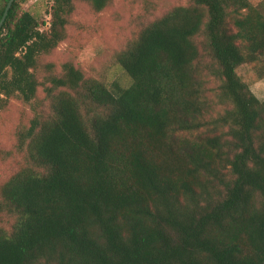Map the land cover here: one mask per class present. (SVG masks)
Returning a JSON list of instances; mask_svg holds the SVG:
<instances>
[{"label":"trees","instance_id":"16d2710c","mask_svg":"<svg viewBox=\"0 0 264 264\" xmlns=\"http://www.w3.org/2000/svg\"><path fill=\"white\" fill-rule=\"evenodd\" d=\"M24 1L0 31V111H33L0 187V264H264V100L238 73L264 79V13L174 6L115 53L132 84L112 88L46 58L77 3L113 0H53L46 30Z\"/></svg>","mask_w":264,"mask_h":264},{"label":"rangeland","instance_id":"374dc122","mask_svg":"<svg viewBox=\"0 0 264 264\" xmlns=\"http://www.w3.org/2000/svg\"><path fill=\"white\" fill-rule=\"evenodd\" d=\"M188 0H113L103 11L95 12L89 5L77 3L75 24L69 29V38L46 58L60 66L72 61L82 68L86 76L93 77L108 87L116 84L127 88L132 84L130 76L116 60L115 53L130 39L136 29L177 5ZM264 13V0H250ZM53 0H25L23 8L34 14L40 29L46 30L48 12ZM254 94L264 100V79H259L251 65L238 69ZM44 94L40 91V97ZM33 117L29 105L17 99L10 100L0 111V187L24 162V154L16 148L17 130L27 127Z\"/></svg>","mask_w":264,"mask_h":264},{"label":"water","instance_id":"95a60500","mask_svg":"<svg viewBox=\"0 0 264 264\" xmlns=\"http://www.w3.org/2000/svg\"><path fill=\"white\" fill-rule=\"evenodd\" d=\"M15 1L16 0H10L9 3H8V5H7L6 9H5L4 15H3V17H2V19L0 21V31H1L3 25H4L5 21H6V18H7V15L9 13V10L11 9V7H12V5H13V3Z\"/></svg>","mask_w":264,"mask_h":264},{"label":"built area","instance_id":"2783aa9c","mask_svg":"<svg viewBox=\"0 0 264 264\" xmlns=\"http://www.w3.org/2000/svg\"><path fill=\"white\" fill-rule=\"evenodd\" d=\"M50 17H51V16L49 15V17H48V21L46 22V25H47V26H50Z\"/></svg>","mask_w":264,"mask_h":264}]
</instances>
